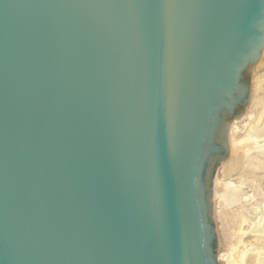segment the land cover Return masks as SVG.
<instances>
[{
  "label": "water",
  "instance_id": "obj_1",
  "mask_svg": "<svg viewBox=\"0 0 264 264\" xmlns=\"http://www.w3.org/2000/svg\"><path fill=\"white\" fill-rule=\"evenodd\" d=\"M263 45L264 0H0V264H218Z\"/></svg>",
  "mask_w": 264,
  "mask_h": 264
},
{
  "label": "bare ground",
  "instance_id": "obj_2",
  "mask_svg": "<svg viewBox=\"0 0 264 264\" xmlns=\"http://www.w3.org/2000/svg\"><path fill=\"white\" fill-rule=\"evenodd\" d=\"M249 74L246 104L221 121L225 153L209 182L210 216L222 246L218 264H264V186L252 184L257 172L264 179V45Z\"/></svg>",
  "mask_w": 264,
  "mask_h": 264
},
{
  "label": "rangeland",
  "instance_id": "obj_3",
  "mask_svg": "<svg viewBox=\"0 0 264 264\" xmlns=\"http://www.w3.org/2000/svg\"><path fill=\"white\" fill-rule=\"evenodd\" d=\"M250 81V74H249V78H248V82ZM220 162V161H219ZM219 162H215V164L213 165V167H212V169H211V173H210V175H209V182H210V178L214 175V172H215V169H216V167H217V165L219 164ZM254 178H255V180L257 181V183L255 182V183H252V184H257L258 185V183L259 184H263V186H264V179H262V180H259L260 179V172H257L256 174H255V176H254ZM251 190V188H245V191H250ZM213 225H214V227H215V223H214V221H213ZM217 235V234H216ZM224 248V247H223ZM220 249H222V246L221 247H219L218 246V244H217V242H216V253L218 252V250H220Z\"/></svg>",
  "mask_w": 264,
  "mask_h": 264
}]
</instances>
